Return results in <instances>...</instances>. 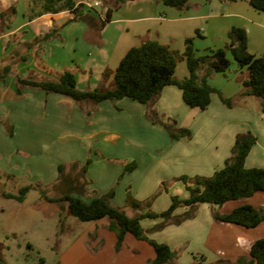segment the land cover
<instances>
[{
  "label": "crops",
  "instance_id": "0c3cea01",
  "mask_svg": "<svg viewBox=\"0 0 264 264\" xmlns=\"http://www.w3.org/2000/svg\"><path fill=\"white\" fill-rule=\"evenodd\" d=\"M42 1L0 0V171L30 183L39 182L44 186L55 182L59 165L84 162L85 157L75 156V148L78 151L83 149L88 157L95 144L100 151L95 157L106 173V164L120 159L113 153H107L105 145L101 149L98 147L102 143L119 141L116 124L117 119L121 121L120 116H127L123 124H134L136 101L130 98L101 101L87 116L76 101L62 94L25 87L18 95V78L57 79L62 72L71 71L76 75L79 89L104 90L112 87L113 83V75L105 74L112 73L132 47L147 40H156L182 56L185 40L193 38L196 55L202 56L226 47L228 32L233 27L246 31L251 54L259 57L264 53V12L256 10L248 0H189L188 8L183 10L167 6L163 0H132L111 10L108 22L100 30L83 21L70 22L73 16L68 10L45 12ZM100 1L102 12H92L104 20L111 8L107 0ZM62 14L65 17L60 18ZM52 32L54 36L44 41L43 37ZM49 45L52 48L48 49ZM228 56L232 57L230 52ZM7 66L9 72L4 75ZM175 75L178 79L189 75L182 58L178 61ZM247 77L246 68H240L234 60L226 72L213 73L208 83L225 97L234 98L242 90ZM251 100L252 97L243 98L238 107L229 108L218 94L213 93L206 110L185 120L174 111L175 107L185 110L181 90L173 85L164 87L156 103L157 110L174 117L179 127L190 129L193 138L171 140L169 137L167 148H158V152L152 154L146 152L137 160V168L125 174L121 182L128 181L132 187L136 176L141 182L151 184L154 177L151 173L160 165H166V169L177 166L176 175L182 171L181 166L189 165L190 176H211L223 168L231 156L236 135L248 131L257 137V142L246 157L245 167H264V116L259 111L260 103ZM141 105L144 108L138 107L140 117L146 114V105ZM85 107L91 109L92 105L88 103ZM129 108L132 109L130 114L125 111ZM114 119L116 122H112ZM5 122L13 128V135L7 132ZM18 155L20 161L16 164L13 160ZM96 158H93L86 176L92 183L89 190L100 195L95 190L93 178L97 170L94 167ZM120 161L115 177L130 163V160L126 162L127 158ZM158 173H161L160 168ZM161 177L155 179L156 187L162 181ZM246 204L264 207V192L223 205L201 203L195 217L178 225L169 224L163 233L154 232L148 237L167 244L176 253L173 261L165 264L235 262L242 256H249L251 244L264 238V222L255 228H245L215 221L213 212L227 214ZM179 211L185 212L186 207ZM130 216H134V211ZM145 221L147 219L141 221L142 227L150 230L157 220L147 228L144 227ZM89 223L83 235L68 249V264H73L77 257L79 263L76 264H154L155 251L148 242L128 233L120 253L114 255L117 236L108 229V220L104 218ZM88 238L89 244L93 243L97 248L94 255L87 250Z\"/></svg>",
  "mask_w": 264,
  "mask_h": 264
},
{
  "label": "trees",
  "instance_id": "16d2710c",
  "mask_svg": "<svg viewBox=\"0 0 264 264\" xmlns=\"http://www.w3.org/2000/svg\"><path fill=\"white\" fill-rule=\"evenodd\" d=\"M132 0H107L111 9L107 11L106 19L97 18L92 11L85 12L82 4L75 0H43L45 12L57 13L68 10L73 16L69 21H83L90 27L98 30L104 27L110 18L111 10H116L124 3ZM237 1V0H228ZM164 4L179 10L188 8L189 0H163ZM256 10L264 12V0H248ZM1 17V14H0ZM55 33L46 34V41ZM229 43L226 47L209 51L206 55L198 56L194 48L193 38L185 40V50L182 56L169 46L156 40H147L140 46L130 48L121 59L117 68L111 73L113 85L104 90H81L77 87L76 75L71 71L62 72L57 79L33 77L18 78L17 94L21 95L25 87L39 88L46 93L62 94L74 101L84 110L87 116L95 111V106L101 101H115L130 98L140 104L146 105V118L154 125H160L168 133L171 140L182 138L192 139V131L179 127L176 119L164 118L156 108L162 90L166 86H176L182 92L183 102L190 108L206 110L211 103V94H218L220 100L229 108L238 107L239 101L246 97L259 98V111L264 116V53L256 57L248 49V37L243 28L233 27L228 32ZM232 55L240 68H246L248 77L243 82L242 90L234 98L225 97L221 91L212 87L208 79L213 73L226 72ZM185 60L189 72L188 77L178 79L175 75L180 59ZM203 71V74L201 73ZM9 72V67L4 69V75ZM91 104V109H86L85 104ZM7 132L13 135V128L4 123ZM257 142V137L251 132L238 133L232 147L231 156L226 159L223 168L211 176L196 175L189 177L182 175L176 180L186 185L189 193L186 199L177 196L171 197V205L163 212L145 210L130 216L122 207L115 206L112 199L115 189L107 193L95 195L87 202L82 199L89 193V180L86 178L91 159L80 166V162L61 164L58 166V185L61 193L56 198H50L42 191L41 194L50 202H62L67 205L71 215L82 222H94L101 219L108 220V229L117 236V245L122 247L126 234L133 235L138 240L148 242L155 251L154 264L170 263L176 253L164 243L150 239L142 227L143 219H158L163 221L154 227L161 230L169 224H180L185 220L195 217L197 207L201 203L210 205H223L226 202L248 198L257 192H264V167L246 168L245 160L251 148ZM70 166L71 170L67 171ZM137 167L136 162L125 166L124 173L132 172ZM80 169V173L72 175L73 170ZM73 169V170H72ZM62 185V186H61ZM165 188V183H162ZM30 188L23 187L20 195L6 194V197L23 201ZM127 202L134 209L141 208V201L136 200L128 191ZM188 210L181 216H174V211L180 207ZM215 221L235 224L245 228H255L264 222V207L242 205L227 214L213 212ZM0 264H9L0 261ZM211 264H264V238L253 242L250 246L249 256H242L235 262L218 260Z\"/></svg>",
  "mask_w": 264,
  "mask_h": 264
},
{
  "label": "rangeland",
  "instance_id": "374dc122",
  "mask_svg": "<svg viewBox=\"0 0 264 264\" xmlns=\"http://www.w3.org/2000/svg\"><path fill=\"white\" fill-rule=\"evenodd\" d=\"M86 9L97 12H102L103 10L102 7ZM67 13L69 14V12ZM63 17H65V14L60 16V18ZM61 28L62 27H60V31L62 32ZM56 38L60 40V36H57ZM50 48L52 47L49 45L48 49ZM230 59L234 62L232 57H230ZM251 101L253 103H255V101L260 103L261 100L252 97ZM183 106L185 107V110L175 107L174 111L180 116V118L182 117L185 120H190L195 114L203 112L200 109L190 108L184 104ZM138 107H141L142 109L144 108L138 102H134V124L128 126L122 123V121L127 118L126 114H124L123 117L120 116L121 121L117 119L116 127L118 129V134L120 135L119 141L117 143H102L98 148L101 149L105 145L104 149L107 153H113V155H116L122 161L127 158L128 161L126 162H129L130 160V163H137V160L142 158V156H145L146 152H150V154L156 153L158 152L156 149H165L169 146L170 139L166 130L160 125L152 124L145 116L140 117ZM131 110L132 109L129 108L125 111L130 114ZM161 115L164 116L165 119L171 117L165 114ZM171 118L175 119L174 117ZM112 122H116V119L112 120ZM132 125H134V127H132L133 129L131 128ZM91 152L87 157V155L84 154L83 149L82 151H78L77 148L74 149L75 156L81 155V158L85 157L84 162L82 164L80 163V166L85 164L87 159H91L90 165L93 163V158H96L95 155L100 152L97 149V144H95V147L93 146V151ZM19 158L20 156L18 155L13 161H16V164H18L20 161ZM120 160L107 163V170L105 173L102 164L98 161V158H96L94 167L97 170L94 171L96 175L93 176V178L96 182L95 190L99 191L100 195L107 193L111 188L115 189V200L113 198L112 203L118 207H122L127 214L132 215L133 211L134 214H136L137 212H144L145 210L163 212L171 205L172 196H177L181 199L188 197L186 185L182 181L176 180V178L180 177L178 175L182 176V174L193 177L190 176L189 165L181 166L180 169L182 171H180L178 175L174 174V172L176 173V169H178L177 166L166 169V165H160L158 169H161V173H158V169L151 173V175L154 176L151 184L143 183L139 178L134 176V181L132 183L134 186L131 187V184L128 181L121 182L124 175L131 172L124 173L123 171L119 176L115 177V174L119 172L117 170L122 163ZM70 170L71 167L68 166L66 172ZM78 173H80L79 168L75 171L73 170L72 175L77 176ZM160 174H162V177ZM160 177L162 178V181L156 187L155 185L157 181L155 179L159 180ZM87 179L90 184H92L91 180L89 178ZM45 181H47V178ZM58 182L59 180L57 179L55 182L43 186L39 182H26L16 176L0 171V261L9 264H68L69 257H66L68 249H70L77 238L83 235L90 223L82 222L71 215L65 203L50 202L42 196L41 192L45 191L50 198L58 197L61 193ZM162 183H165V188L162 186ZM26 186L30 189L26 193L23 201L6 197V194L20 195V190ZM89 187L90 186H88L89 193L82 196V199L85 201L95 196L94 191H90ZM128 191L133 198L141 201V208H139V210H134L128 204ZM123 206L127 207L125 208ZM180 208L183 209L185 207H178L176 209L178 211H174V216H181L188 210L186 207V211L180 213ZM154 220H157L154 227L163 221L162 218L147 219V221L144 222V227L147 228ZM154 227L150 230L145 229L147 236L148 234H154V232L163 233L162 231L166 226L161 230L154 229ZM89 239L90 238L87 239L88 244L86 247L88 252L91 255H94L97 248L93 243L89 244ZM116 245L113 250L114 255L120 253L122 248L118 249ZM62 258L65 260H62ZM77 259L73 264L79 263Z\"/></svg>",
  "mask_w": 264,
  "mask_h": 264
},
{
  "label": "built area",
  "instance_id": "2783aa9c",
  "mask_svg": "<svg viewBox=\"0 0 264 264\" xmlns=\"http://www.w3.org/2000/svg\"><path fill=\"white\" fill-rule=\"evenodd\" d=\"M77 4H82L83 7L90 8V9H93L95 7H101L102 6V2L100 0H93V1H90V0H81Z\"/></svg>",
  "mask_w": 264,
  "mask_h": 264
}]
</instances>
